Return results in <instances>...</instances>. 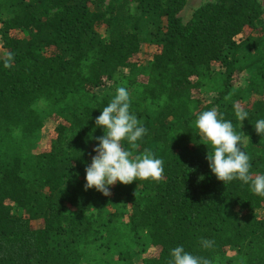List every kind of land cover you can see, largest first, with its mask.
I'll return each instance as SVG.
<instances>
[{
    "label": "trees",
    "instance_id": "16d2710c",
    "mask_svg": "<svg viewBox=\"0 0 264 264\" xmlns=\"http://www.w3.org/2000/svg\"><path fill=\"white\" fill-rule=\"evenodd\" d=\"M187 1L0 0V264H168L177 245L211 264H264V195L219 181L195 136L216 107L264 173L263 9L215 0L183 25ZM118 86L147 129L124 147L164 172L105 196L85 190V169Z\"/></svg>",
    "mask_w": 264,
    "mask_h": 264
},
{
    "label": "clouds",
    "instance_id": "9594fccd",
    "mask_svg": "<svg viewBox=\"0 0 264 264\" xmlns=\"http://www.w3.org/2000/svg\"><path fill=\"white\" fill-rule=\"evenodd\" d=\"M7 66V65H6ZM131 99L124 86L116 88L115 95L103 107L95 124L103 128L104 134L95 137L98 141L94 148L95 155L85 169V190L95 189L103 195H110V188L117 183L128 185L134 181L159 180L164 172V162L150 151L142 155L132 156L124 147L126 141L132 147L143 139L147 129L130 110ZM236 118L241 122L248 119V111L234 104ZM198 143L208 147L207 160L212 174L225 185L233 180L248 184L252 191L264 195V173H253L250 157L244 149V139L234 130L231 120L223 118L216 107L199 113L195 121ZM257 135L264 138V118L254 123ZM202 178V177H201ZM204 248H211L213 241L201 239ZM168 264H211L203 256L193 255L183 245L170 250Z\"/></svg>",
    "mask_w": 264,
    "mask_h": 264
},
{
    "label": "rangeland",
    "instance_id": "374dc122",
    "mask_svg": "<svg viewBox=\"0 0 264 264\" xmlns=\"http://www.w3.org/2000/svg\"><path fill=\"white\" fill-rule=\"evenodd\" d=\"M212 2H215V0H188L186 7L184 8V10L179 15L181 17V19H182L183 25H187L191 21V19L193 17V14H194V12L196 10H198L200 7H202V6H204V5L208 4V3H212ZM259 2H260L261 6H262V9H263V20H264V0H259ZM101 31L104 32V29H102ZM247 33H250V31H247ZM145 53L146 52L144 51V54ZM2 55H3V51H2V48L0 46V57H2ZM52 127H53V125L49 124L43 130L42 140L39 143L38 147H40L44 142H47V138H48V135H49ZM245 143H246V141H245ZM70 188H71L70 184L66 183V185H64L62 187V193H66ZM88 215L92 218V220H95L97 218V212L95 210L90 211L88 213ZM149 254L155 255L156 254V249H150L149 250ZM145 257H146V255L144 254L140 259H137V261H135V264H143V259Z\"/></svg>",
    "mask_w": 264,
    "mask_h": 264
}]
</instances>
